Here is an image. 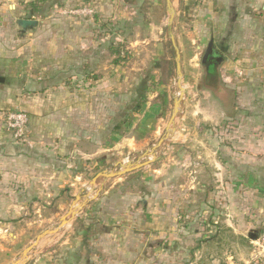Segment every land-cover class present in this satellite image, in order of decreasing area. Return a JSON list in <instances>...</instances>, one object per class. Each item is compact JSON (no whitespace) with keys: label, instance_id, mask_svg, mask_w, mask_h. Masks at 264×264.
<instances>
[{"label":"crops","instance_id":"1","mask_svg":"<svg viewBox=\"0 0 264 264\" xmlns=\"http://www.w3.org/2000/svg\"><path fill=\"white\" fill-rule=\"evenodd\" d=\"M36 1L90 6L94 16L63 17L43 27L38 22L34 34L20 41L15 21L29 17L19 14L20 6ZM201 1L206 9L199 12L215 21L216 32L217 23L228 19L229 29L217 33L221 40H209L223 56L242 42L241 20H252L258 10L264 19V0ZM121 5L0 0V112L16 109L29 119L23 144L5 131L0 117V264L16 260L19 229L30 219L59 221L97 173L138 159L164 132L174 94L159 92L164 84L149 70L115 93L121 80L113 81L106 68L113 43L107 37L96 43L97 24L111 14L129 29L134 19H123L128 7ZM34 13L27 11L32 19ZM39 15H49L48 8ZM141 95L144 104L132 112ZM185 104L158 160L105 182L64 227L69 229L56 248L32 254L27 264H250L253 238L264 228V118L250 123L246 141L224 143L220 133L206 140L197 123L184 127Z\"/></svg>","mask_w":264,"mask_h":264},{"label":"rangeland","instance_id":"2","mask_svg":"<svg viewBox=\"0 0 264 264\" xmlns=\"http://www.w3.org/2000/svg\"><path fill=\"white\" fill-rule=\"evenodd\" d=\"M56 1L54 0V2ZM121 1L122 5L128 7L126 11L127 18L123 17V19H134L130 20L129 29L121 28L119 20L115 19L116 16H113V14L110 18L103 19L104 22L97 24V44H102L103 42L100 39L104 40L107 37L106 41H110L113 45H120L123 48L120 63L113 65L110 62L114 59L112 55L106 65L107 75L113 81L121 80V84L119 81L117 83L118 89L112 90L115 92L119 91L121 87L132 85V81H136L138 78L139 72L144 75L145 71L149 70L150 74L155 76L157 82L164 84V89L162 88L159 92L164 95L169 93L176 95L174 53L167 39V15L164 0ZM30 3H35V7H31ZM54 4L56 3L29 2L19 5L20 10H22V13L19 14L23 17L29 16L28 18H32L31 15L27 14V11L30 9L36 11L33 19H37L41 27L47 25V22L59 20L63 17L90 19L94 16V8L90 6L83 5L72 8L71 5H64V8H62L60 5L56 7ZM173 4L178 19L176 41L181 55L184 75L183 86L186 88L185 98H187L184 127L188 126L190 128V126L197 123L198 130H202L203 134L206 135H204L206 140L209 137L216 139L215 136L220 133L219 137L224 143L232 142L233 139L235 141H246L250 133H253L250 123L263 121L264 118V97L260 94L262 91L264 92V35H261L264 28V19L263 16L258 15L260 10L255 13L256 15L253 14L252 20L240 21L242 25L245 24L244 35L239 38L242 39V42L239 41L236 45H228L229 47L226 49L223 58L218 60V64L214 67L215 75L210 74L206 78L204 76V64L202 63L204 51H206L210 39L216 43L221 40L222 36L219 35L229 29L228 19L224 18L217 23L218 26L216 27L218 29L216 32V29L213 30L214 26H212L215 21L204 20V13L200 14L199 12L206 9L201 0H173ZM44 6L48 8L49 15L47 16L39 15ZM77 9L91 10L92 14L79 15L71 13ZM256 17L262 18L261 22H258ZM16 29V38L24 41L29 37V33L34 34L36 28L26 32H21L17 27ZM130 31L131 35L128 34ZM254 91L257 93L250 96L249 92ZM156 93L158 92L156 91ZM13 111L19 110L1 111L0 117L4 113ZM170 113L171 108H167L163 124L166 123ZM193 113L197 115L192 117ZM162 133L163 131L159 137ZM183 134L185 132L181 133V135ZM196 136L202 140L197 131ZM194 138L196 139V137ZM18 143L26 144L27 141L26 143ZM133 160H136V157ZM107 168L106 170L113 169L111 166ZM87 188L90 190L89 187ZM212 214H209L211 220ZM29 222L30 226L19 229L22 241L13 253L16 254V259L39 234L55 227L58 220L56 218L44 220L43 217H36L34 220L30 219ZM68 229L69 226L57 234L44 237L32 250V254L45 251L51 247L56 248L60 235ZM63 238H60L58 243Z\"/></svg>","mask_w":264,"mask_h":264},{"label":"water","instance_id":"3","mask_svg":"<svg viewBox=\"0 0 264 264\" xmlns=\"http://www.w3.org/2000/svg\"><path fill=\"white\" fill-rule=\"evenodd\" d=\"M164 2L165 12L167 15V39L169 40L174 53L176 95H174L173 97L170 117L162 136L150 147V149L144 151L138 159L128 162H117L115 163L112 170H104L97 173L88 184L90 190L86 188V192L82 191V195L74 197L72 205L69 207L68 211L59 219L57 225L39 234L35 238V240L20 253L19 258L16 259L12 264H27L32 256V250L38 245V243L46 236L57 234L64 227L74 221L79 212L88 203H90L100 195L105 182L143 169L144 167L158 160L159 150L166 144H168L176 133L185 103V87L183 86L184 75L182 71L180 50L176 41V35L178 31L176 8L174 7L173 0H164ZM15 25L21 32H26L28 30L35 29L38 26V21L32 18H21L15 21ZM212 46V41H209L202 58V63L205 62L208 56H211ZM90 191L92 193L91 195ZM256 239L257 237L253 238L254 241Z\"/></svg>","mask_w":264,"mask_h":264},{"label":"built area","instance_id":"4","mask_svg":"<svg viewBox=\"0 0 264 264\" xmlns=\"http://www.w3.org/2000/svg\"><path fill=\"white\" fill-rule=\"evenodd\" d=\"M73 14H92L91 10L77 9L72 11ZM5 131L11 135L16 142L26 143V130L28 127V116L20 111L4 113L1 116ZM126 160L125 162H128ZM253 250L250 255V264H260L264 260V228L260 231L257 239L252 242Z\"/></svg>","mask_w":264,"mask_h":264},{"label":"trees","instance_id":"5","mask_svg":"<svg viewBox=\"0 0 264 264\" xmlns=\"http://www.w3.org/2000/svg\"><path fill=\"white\" fill-rule=\"evenodd\" d=\"M42 1H45V0H42ZM41 2V1H40ZM30 6L31 7H35V3H30ZM111 49V54L114 56V59L112 61L113 65H117L120 63V61L122 60V50L123 48L120 46V45H112L110 47ZM213 56L217 57L218 59H222L223 58V54L221 52H219L218 50L215 49L214 46H212V53ZM141 92H144L143 90H140ZM147 93V90H145V94ZM145 95H141L138 99H137V102L136 104L134 105L133 109H132V112H137L139 109H141L142 105L144 104L145 102Z\"/></svg>","mask_w":264,"mask_h":264},{"label":"flooded vegetation","instance_id":"6","mask_svg":"<svg viewBox=\"0 0 264 264\" xmlns=\"http://www.w3.org/2000/svg\"><path fill=\"white\" fill-rule=\"evenodd\" d=\"M207 48V46H206ZM206 50V49H205ZM205 52V51H204ZM218 58L213 56V54H211V56H208L205 60V62L203 63L204 65V76L207 78L210 74L215 75V66L218 64Z\"/></svg>","mask_w":264,"mask_h":264}]
</instances>
